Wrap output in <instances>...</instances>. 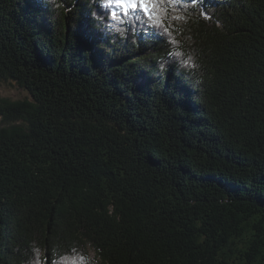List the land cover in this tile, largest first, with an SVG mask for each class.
<instances>
[{"label": "trees", "instance_id": "16d2710c", "mask_svg": "<svg viewBox=\"0 0 264 264\" xmlns=\"http://www.w3.org/2000/svg\"><path fill=\"white\" fill-rule=\"evenodd\" d=\"M105 2L0 0V264H264V0Z\"/></svg>", "mask_w": 264, "mask_h": 264}, {"label": "snow or ice", "instance_id": "6c2138e0", "mask_svg": "<svg viewBox=\"0 0 264 264\" xmlns=\"http://www.w3.org/2000/svg\"><path fill=\"white\" fill-rule=\"evenodd\" d=\"M166 0H106V9L110 12V15L114 22L118 24H125L129 20H135L142 22L148 26H160L159 21L155 20L156 9L163 4ZM167 2L180 4L184 0H167ZM195 5L199 0H190ZM146 19L141 20V17ZM115 27V24L113 25ZM166 31V29H163ZM169 56H179L180 53H169ZM72 264H76V261H72Z\"/></svg>", "mask_w": 264, "mask_h": 264}, {"label": "rangeland", "instance_id": "374dc122", "mask_svg": "<svg viewBox=\"0 0 264 264\" xmlns=\"http://www.w3.org/2000/svg\"><path fill=\"white\" fill-rule=\"evenodd\" d=\"M0 92L4 96H9L15 99L29 97L30 93L24 88L20 87L17 83L10 80L0 81ZM91 257L94 256V251L90 250Z\"/></svg>", "mask_w": 264, "mask_h": 264}, {"label": "bare ground", "instance_id": "6f19581e", "mask_svg": "<svg viewBox=\"0 0 264 264\" xmlns=\"http://www.w3.org/2000/svg\"><path fill=\"white\" fill-rule=\"evenodd\" d=\"M185 68V67H184ZM189 70V69H188Z\"/></svg>", "mask_w": 264, "mask_h": 264}]
</instances>
